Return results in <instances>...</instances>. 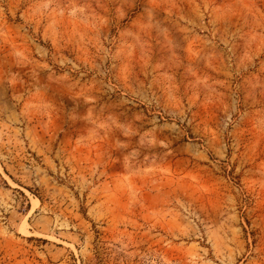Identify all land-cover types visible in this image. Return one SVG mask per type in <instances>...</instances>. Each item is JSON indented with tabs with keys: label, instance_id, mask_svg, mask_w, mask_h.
Instances as JSON below:
<instances>
[{
	"label": "rangeland",
	"instance_id": "rangeland-1",
	"mask_svg": "<svg viewBox=\"0 0 264 264\" xmlns=\"http://www.w3.org/2000/svg\"><path fill=\"white\" fill-rule=\"evenodd\" d=\"M0 264H264V0H0Z\"/></svg>",
	"mask_w": 264,
	"mask_h": 264
}]
</instances>
